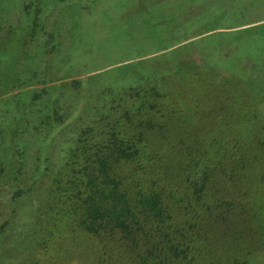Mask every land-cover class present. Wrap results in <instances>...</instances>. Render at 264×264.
Returning a JSON list of instances; mask_svg holds the SVG:
<instances>
[{
    "label": "trees",
    "instance_id": "trees-1",
    "mask_svg": "<svg viewBox=\"0 0 264 264\" xmlns=\"http://www.w3.org/2000/svg\"><path fill=\"white\" fill-rule=\"evenodd\" d=\"M39 10L35 13L32 27L27 29V44L32 47V52L26 51L22 46L18 33H14L19 35L18 39L13 36L10 40L0 41V44L5 43L8 47L18 44L14 51L22 50L25 54H15L14 60L17 63L11 66V51L7 55L4 53L5 49L1 50L3 48L0 47V76L4 69L18 70L28 63L32 68H41L39 75L43 80L48 83L52 81L51 77L47 79L46 73L58 60L41 67L42 59H48L47 52L42 53L40 47L34 46L36 29L40 24ZM58 16L56 22H63L60 13ZM170 17L172 20L177 19L174 14H170ZM215 33L211 32L204 37ZM82 50L88 53L87 49ZM6 55L9 65L5 68L1 62H5ZM236 60L238 70L239 62L244 65L246 61ZM180 67L177 65L176 68ZM184 67L183 65L180 69L183 70ZM251 67L262 71L257 66ZM251 67H246L247 71L250 72ZM225 70L228 72L229 69ZM14 75V80L10 75L0 79V95L4 93L6 96L1 101L7 102L11 107L3 118L0 116V241L3 239L4 227L10 225L18 214L19 207L23 205L22 199L39 192L34 203L45 200L41 217L50 222L45 225L40 213L34 215V218H28L29 222L23 227V232L25 229L32 230H29L30 234L24 240L27 242L25 251L28 260L39 259L42 264H84L91 259L92 253H99L94 264L252 263L247 254H243L244 249L241 251L244 257L237 259L232 255V248L236 245L232 246V243L220 242L218 239L232 228L236 232L250 229L252 234L248 235L249 239H255L253 232L256 231L252 230L253 223L250 222L257 218L264 219L257 213L262 188L258 190L259 196L254 195L261 186L254 182L264 180L263 118H260L259 125L254 130L248 129V134L245 133V121H242L236 130L242 128L245 137L239 133L237 145H226L230 146V155L223 151L215 161L216 156L211 154L207 145L206 133L202 135L199 130L191 129L185 115H177L170 123L171 127L164 128L162 126L167 124L165 120H155L157 118L152 110H147L151 107L158 109L157 106L162 107L164 103L143 104V100H140L138 110L130 111L128 101L121 103L115 97L107 101L111 88L105 80L88 86L76 78L72 84L68 82L64 89L48 85L49 90H60V93L70 90L71 97L62 111L67 109L73 114L72 119L69 118L73 121L69 129L71 138L66 141L68 144L60 146L58 157L52 159L47 152L53 144H60L57 142L58 134L69 121L64 122L67 119L64 114V117L52 124V118L49 117L58 112L53 102L41 95L29 99V90L19 89L24 87L28 78H24L23 83L19 73ZM73 75L76 74L70 76ZM206 84L201 88L207 92ZM256 88L257 85H254L252 90ZM262 88L260 93L264 94ZM17 89L18 92L10 94ZM44 89L48 92L47 88ZM208 91L217 93L215 89L208 88ZM224 95L225 103L231 98L227 93ZM182 97L184 96L178 98ZM40 98H44V101ZM185 99L191 100L196 108L204 110V101L201 102L197 96L181 100ZM79 104H82L83 111ZM226 106L227 103L213 107L221 120L220 126L215 125L216 133H223L221 127H230L235 120L233 115L231 117L227 113ZM12 108L14 112H10ZM159 111L162 116L167 112L161 109ZM35 116L37 119L48 118L50 122L41 120L40 127L49 123L52 124V129H48V125H44L42 129L33 127L31 117ZM34 129L37 132L34 133ZM230 138L228 134L227 143ZM32 141L41 143L37 154L41 153L51 161L46 167L40 168L37 163L34 165L35 170L31 176L33 181L30 183L24 182L20 175L30 161L29 147ZM222 160H233L234 164L225 166L221 163ZM214 172L221 173L222 176H212ZM40 175L45 176V181L37 183ZM56 217L57 222H52V228L56 231L58 227H64L65 233H68L61 238H54L56 233L51 229V221ZM213 223L217 227L224 223V228L217 233L212 228ZM260 226L264 229L263 224ZM74 233L90 235L93 239L91 246L87 241L85 246L77 242L78 236L75 237ZM233 235L234 231L232 239ZM66 240L68 246L59 244ZM74 243L76 248L80 247L77 248V253L73 249L74 253L69 250L75 247ZM23 245L21 242V246ZM87 247L89 254L85 256ZM0 259L2 260L1 254ZM32 264L37 263L35 261Z\"/></svg>",
    "mask_w": 264,
    "mask_h": 264
},
{
    "label": "rangeland",
    "instance_id": "rangeland-1",
    "mask_svg": "<svg viewBox=\"0 0 264 264\" xmlns=\"http://www.w3.org/2000/svg\"><path fill=\"white\" fill-rule=\"evenodd\" d=\"M37 10H39L40 24L36 29L34 46L40 47L42 53L47 52L48 59H42L41 67L58 60L46 73L47 79L51 77L52 81L48 83L43 80L39 75L41 68L36 66L32 68L28 63L18 70L4 69L0 79L10 75L14 80L16 77L14 74L17 73L23 79V83L28 78L24 87L19 89L29 90L27 96L29 99L41 95L47 101L53 102L58 112L49 117L52 118L50 120L52 124L66 115L67 119L64 122L67 120L69 122L61 128L57 137V142L62 145L53 144L47 152L52 159L58 157L60 146L68 144L66 141L71 138L69 129L73 121L69 118L72 119L73 114L67 109L62 111L71 97L69 88V92L60 93V90L58 92L49 90L48 85L55 89H64L67 88L68 82L72 84L76 78H79L80 83L88 86L105 80L104 82L111 88L107 101L112 97L119 99L121 103L128 101L130 103L127 107L130 111L138 110L140 100H143V104L164 103L162 107L158 105V109L152 107L147 109L152 110V114L157 118L155 120H165L167 124L162 126L164 128L171 127L170 123L177 115H185L191 129L199 130L202 135L206 133L207 145L211 154L216 156L215 161L223 151L230 155L228 150L230 146L226 145H237L239 133L244 136L241 128L244 127L243 125L240 130H236L242 121H245V133L248 134V129L254 130L258 127L260 118L264 119V94L260 93L262 87L264 90V0H0V41L10 40L18 33L23 42L22 46L26 51L32 52V47L27 44L29 38L27 29L30 30L32 27ZM59 13L63 21L60 23L56 22ZM170 14H174L177 19L172 20ZM211 32L216 33L204 37ZM19 35L16 36L17 39ZM17 45L8 47L5 43L0 44L3 48L1 50L5 49L4 53L7 55L11 51L12 56L9 60L11 66L17 63L14 60L15 54L25 55L22 50L14 51ZM82 49H87L88 53ZM33 51L36 52L35 49ZM7 55L4 57L5 62H1L5 68L9 65L6 62ZM236 59L246 61L245 66L239 62L237 70ZM177 65L181 66L180 68L183 65L185 67L182 70L176 68ZM249 66H257L262 71L251 67L249 72L246 68ZM227 68L228 72L225 70ZM73 73L76 75L70 76ZM55 74L59 76H54ZM204 84L207 92L201 88ZM254 85H257V88L252 90ZM44 88H47L48 92ZM208 88L215 89L217 93L208 91ZM19 89L10 94H15ZM225 93L231 98L225 101L227 113L231 117L233 115L235 120L230 127L228 125L221 127L223 133H216L215 125H219L221 120L213 107L217 108L225 104L223 101ZM3 96L4 93L0 95L1 117L11 108L7 102L1 101ZM179 96L192 97V99L197 96L201 102L204 101L205 111L193 106L191 100H181L184 97L178 98ZM40 99L44 101V98ZM179 103L183 107H180ZM79 107L83 111L82 104H79ZM159 109L167 110L166 117L161 115ZM12 111L14 112V108L10 112ZM31 118V124L36 129L40 127L41 120L48 121V118L37 119L36 116ZM52 124L44 125L52 129ZM44 125L39 129L44 128ZM33 132L37 131L34 129ZM228 134L231 137L229 143L226 142ZM40 145L41 143L32 141L29 147L31 151L28 166L22 170L21 175L18 174L24 178V182L32 183L31 176L36 163L41 168V166L46 167L51 161L45 159L41 153L37 154L40 152L38 148ZM222 161L225 166L234 164L233 160ZM212 176H222V174L214 172ZM41 181H45L44 175L37 177L36 182ZM254 183L261 185L259 188L256 186L258 189L254 195L259 196L258 190L261 188L263 190L257 213L264 217V180ZM51 192L54 197L52 189ZM38 196L39 192L23 198V205L19 207L18 214L9 226L4 227L3 239L0 241L2 257L0 264H32L35 261L37 264H42L39 259L28 260L26 257L27 242L24 240L26 241L30 234L29 230L31 232L32 230L25 229L23 232V227L29 222L28 218H34V215L40 213V218L44 221L41 213H44L42 204L45 200L34 203V199L36 200ZM38 209L39 211L36 212ZM56 220L57 217L51 221V229L56 233L54 238L56 236L61 238L68 233H65L64 227H58L56 231L52 228V222ZM211 221L214 220L211 218ZM48 222L44 221L45 225ZM250 223H253L252 230L256 231L253 232L255 239L250 240L251 237L249 239L252 234L250 229L236 232V229L232 228L218 240L230 242L232 246L236 245L232 248V255L237 259L244 257L241 254L244 249L243 254H247V258L252 261L249 262L250 264H264V229L260 226L264 225V219L257 218ZM213 224L212 228L217 233L224 228V223L218 227ZM74 235L78 236L76 241L80 244L85 246L87 241L91 246L93 239L90 235L86 236L83 233H74ZM67 243V240L59 242L63 247L68 246ZM73 245L75 247L69 250L73 249L77 253V248L80 247L76 248V243ZM86 251L85 256L89 254L88 247ZM97 256L99 253H92L91 259L84 264H94ZM45 258L48 260L47 255Z\"/></svg>",
    "mask_w": 264,
    "mask_h": 264
}]
</instances>
